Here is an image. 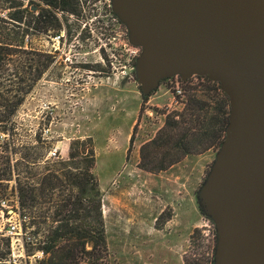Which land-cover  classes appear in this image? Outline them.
<instances>
[{"label": "rangeland", "instance_id": "374dc122", "mask_svg": "<svg viewBox=\"0 0 264 264\" xmlns=\"http://www.w3.org/2000/svg\"><path fill=\"white\" fill-rule=\"evenodd\" d=\"M23 1L30 6L29 0ZM79 3L76 15L57 13L59 31L31 30L26 37L34 52H51L56 54L50 55L52 59H62L57 65L52 60L18 111L24 141L35 143L42 137L47 141L46 160L58 149L60 158L50 161L59 162L68 159L72 141L92 139L95 175L103 193L107 264H211L217 235L198 193L219 147L205 150V144L173 166L167 165L175 157L160 156L167 167L156 173L142 167V155L173 113L186 112L193 96L209 101L208 95L216 93L209 91L204 77L186 82L175 77L143 96L135 70L142 50L130 43L113 0H99L98 14L92 0ZM57 35L63 36L60 44L53 41ZM177 85L184 96L176 94ZM186 117L187 127L200 129L199 123L193 124L192 113ZM12 196L9 188L5 197Z\"/></svg>", "mask_w": 264, "mask_h": 264}, {"label": "water", "instance_id": "95a60500", "mask_svg": "<svg viewBox=\"0 0 264 264\" xmlns=\"http://www.w3.org/2000/svg\"><path fill=\"white\" fill-rule=\"evenodd\" d=\"M113 10L142 50L143 96L198 76L229 97L226 138L198 199L216 230L214 264H264V0H113Z\"/></svg>", "mask_w": 264, "mask_h": 264}, {"label": "trees", "instance_id": "16d2710c", "mask_svg": "<svg viewBox=\"0 0 264 264\" xmlns=\"http://www.w3.org/2000/svg\"><path fill=\"white\" fill-rule=\"evenodd\" d=\"M39 1L72 15L78 14L80 6L79 0ZM32 5L40 10L32 12ZM0 11V200L9 188L19 196L36 227L35 234L45 243L43 250L49 258L44 264H107L103 193L95 175L92 139L72 141L67 160H46L47 141L40 136L37 144L24 141L16 119L53 63L50 56L34 52L26 37L31 30L35 34L59 31L61 24L54 13L34 2L25 7L23 0H0ZM204 79L215 97L209 94V101H203L193 96L185 113L169 117L166 127L143 147L142 167L148 172L164 171L198 153L205 144V150L214 145L221 148L230 122V99L219 84ZM189 113L193 124L199 123L197 131L187 127ZM160 156L175 159L166 166ZM9 255L10 241L0 236V264H7Z\"/></svg>", "mask_w": 264, "mask_h": 264}, {"label": "built area", "instance_id": "2783aa9c", "mask_svg": "<svg viewBox=\"0 0 264 264\" xmlns=\"http://www.w3.org/2000/svg\"><path fill=\"white\" fill-rule=\"evenodd\" d=\"M62 39L63 36L57 35L53 41L60 44ZM27 43L29 42L27 41ZM58 50L60 49H56V51ZM46 55L56 56L51 52H46ZM60 58L62 59V57ZM181 83L183 82L181 81ZM175 90L179 97L184 96L179 85ZM59 158L58 149H54L48 155L49 160ZM31 221L27 210L21 206L17 194H14L11 199L4 197L0 200V236L10 241V255L7 264H44L49 258V254L43 250L45 246L43 238L41 235L35 234L36 227L31 224Z\"/></svg>", "mask_w": 264, "mask_h": 264}, {"label": "flooded vegetation", "instance_id": "af4514ba", "mask_svg": "<svg viewBox=\"0 0 264 264\" xmlns=\"http://www.w3.org/2000/svg\"><path fill=\"white\" fill-rule=\"evenodd\" d=\"M91 1V0H90ZM29 2L31 3V2H34V3H38V4H40L41 5V8H43L44 10H46V11H50V12H52V13H54V15H57V13L58 12H60V10H55V9H53L51 6H49V5H47V4H44V3H42L41 1H39V0H29ZM92 6L93 7H95L96 8V13L98 14V10H99V0H92ZM32 7H37V6H35V5H32L31 6V8ZM40 10V7H37V11H39ZM32 11V10H31ZM36 11V12H37ZM33 12V11H32ZM92 12H94V9H92ZM92 16V15H91ZM90 16V17H91ZM100 23L101 24H103V21H102V19L100 18ZM106 36V35H105ZM61 60V58L60 59H55L54 58V61H56V63H55V65H57L58 63H59V61ZM48 70H49V68H48ZM47 70V71H48Z\"/></svg>", "mask_w": 264, "mask_h": 264}]
</instances>
